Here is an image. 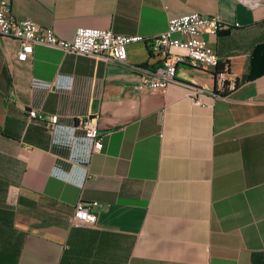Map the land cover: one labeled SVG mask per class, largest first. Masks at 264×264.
Masks as SVG:
<instances>
[{
  "label": "crops",
  "instance_id": "obj_1",
  "mask_svg": "<svg viewBox=\"0 0 264 264\" xmlns=\"http://www.w3.org/2000/svg\"><path fill=\"white\" fill-rule=\"evenodd\" d=\"M15 20L58 38L78 28L152 38L196 13L221 28L202 39L233 82L177 65L162 92H138L160 59L127 47L105 63L0 40V264H264V6L237 0H10ZM192 89L200 90L199 103ZM58 116L52 132L28 111ZM96 117L102 150L75 127ZM78 202L96 223L74 228Z\"/></svg>",
  "mask_w": 264,
  "mask_h": 264
},
{
  "label": "built area",
  "instance_id": "obj_2",
  "mask_svg": "<svg viewBox=\"0 0 264 264\" xmlns=\"http://www.w3.org/2000/svg\"><path fill=\"white\" fill-rule=\"evenodd\" d=\"M251 10L264 6V0H237ZM221 28L218 17L203 16L196 13L171 17L164 32L152 38L124 36L114 34L111 30L78 28L70 41L58 38L51 30L44 29L30 20L18 21L12 15L10 0H0V40L8 39L18 42V62H26L33 53L34 46H43L60 50L64 54L84 56L118 65L127 64V47L143 43L149 46L152 56L158 57L161 66L155 70L139 68L141 74L135 89L138 92H162L175 81L177 65H189L197 69L219 68L220 61L215 53L202 39V35H215ZM226 71L216 73L220 90L233 86ZM200 90L192 89L191 96L199 103ZM31 121H38L52 132L58 123V116L41 115L34 110L28 111ZM75 127L92 143V153L102 150L96 117H79ZM98 203L78 202L70 219L74 228H89L96 223L94 210H102Z\"/></svg>",
  "mask_w": 264,
  "mask_h": 264
},
{
  "label": "trees",
  "instance_id": "obj_3",
  "mask_svg": "<svg viewBox=\"0 0 264 264\" xmlns=\"http://www.w3.org/2000/svg\"><path fill=\"white\" fill-rule=\"evenodd\" d=\"M253 59L260 60L262 63H264V45H260L254 49ZM220 70L221 69L217 68L214 74L216 75V73Z\"/></svg>",
  "mask_w": 264,
  "mask_h": 264
}]
</instances>
